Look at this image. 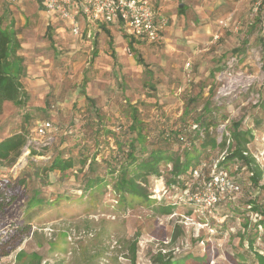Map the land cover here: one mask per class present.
I'll list each match as a JSON object with an SVG mask.
<instances>
[{
    "label": "rangeland",
    "instance_id": "obj_1",
    "mask_svg": "<svg viewBox=\"0 0 264 264\" xmlns=\"http://www.w3.org/2000/svg\"><path fill=\"white\" fill-rule=\"evenodd\" d=\"M154 1L167 19L158 42L135 43L118 26L107 25L87 44L60 33L56 25L46 32L47 17L36 0H0L3 26L12 27L20 44L17 54L23 60L28 95L22 107L3 103L0 142L24 134L40 120H51L60 129L44 157L27 156L17 168L0 160V180L24 182L6 211L4 231L19 223L31 226L30 235L0 264H30L32 255L39 264H256L253 252L264 253L263 230L254 218L259 213L248 204L256 200L264 211V195L251 184L240 161L226 166L240 184V193L212 209L183 203L182 189L166 183L170 165H161L159 176H149L146 182L136 180L146 199L118 192L116 172L107 174L110 156L120 158L114 138L134 137L128 132L130 107L137 109L143 123L147 152L162 147L181 153L186 148L207 168L223 149L200 145L191 125L212 118L208 136L218 141L217 127L229 117L228 127L240 121V129L251 132L249 153L259 160L264 157V117H258L250 99L255 93L264 97V87L253 79L246 89L244 80L230 93L216 94V77L227 58L239 59L247 44L258 43L256 29L249 25L248 3ZM231 14L228 27L218 24ZM244 60L237 69L246 67L247 74H256ZM69 126L76 131L64 135L61 130ZM160 136L166 140L155 142ZM55 157H73L76 166L65 172L46 170ZM80 157L88 159L84 167L77 163ZM93 157V171L88 172ZM195 188L192 185L189 193ZM248 237L253 238L251 250Z\"/></svg>",
    "mask_w": 264,
    "mask_h": 264
},
{
    "label": "trees",
    "instance_id": "obj_2",
    "mask_svg": "<svg viewBox=\"0 0 264 264\" xmlns=\"http://www.w3.org/2000/svg\"><path fill=\"white\" fill-rule=\"evenodd\" d=\"M183 11L184 8L179 9V12L182 13ZM19 49L20 44L15 31L12 27H4L2 19L0 18V112L4 102H10L16 107H22L28 100V95L22 82V78L24 77V67L22 65L23 60L17 54ZM88 102H91L92 104V101L88 100ZM256 107L258 109V117L263 118V95H261ZM130 108L129 117L131 119V124L128 127V132L134 134V137L127 138L124 141L114 138L116 155H119L120 158L115 159L116 156L111 155L110 160L113 161L115 165H113L111 161H108L106 165V169H108L107 174L116 172L115 187L118 192L146 199L148 195L146 194L144 187L136 180L138 179L142 182H146V178L149 176H159L161 165H170V179L167 180L166 183L167 185H170L172 189L176 187L177 190L186 188V182L188 179H191V171L195 167L204 165L205 170L207 169L205 164L199 163L198 159H195L196 157L189 153L192 150L190 151L186 148H183L181 153L173 151L170 148L162 147H156L147 152V135L143 132V123L139 119L137 109L135 107ZM209 115L211 116V113L208 114V116ZM258 117L254 119L257 124L260 122V118L258 119ZM209 121H212V118H210V120L208 119L206 123H204L203 119H199L192 123L197 124L200 130L203 131V136H200L198 132H194L197 137L196 141L204 146L209 145L210 147H217L220 145L223 149L221 152L226 150V156L218 167L227 170L226 166L228 161H240L242 163L241 169L244 168L248 172V179L251 184L259 187V190L264 195V165L260 166L256 159L257 157L251 155L248 149V143L252 139L251 132L249 130L244 131L240 129V121L231 123L229 127L227 126V131L230 135V140L227 145V141L224 137L220 142H217L215 137L208 136V129L211 126ZM31 129L27 130L24 134H14L9 136L0 142L1 161L8 162L9 166H12L16 162L25 143L24 135L28 134ZM112 135L114 136V134ZM166 136L171 139L170 135ZM173 136H178V133L174 132ZM161 138L166 140L163 136L154 140L155 142H162ZM179 143L177 144L179 145ZM192 143L195 144V142ZM146 152L147 155H145ZM33 155L36 154L33 153ZM87 160L86 157H80L77 163L84 167ZM94 164L95 161L93 157L87 165L88 172L93 171ZM75 166L76 160L73 157H68L67 159L55 157L46 170L65 172ZM115 166H117V169ZM23 184L24 182L22 179L0 180V260L9 256L11 252L16 249L18 243L31 233L30 223H19L13 225L12 229H7L6 231H4L3 227L6 218V211L18 199V196L23 191ZM248 204L251 205L250 209L252 211L259 213V216H261L257 220L256 225L262 228L264 237V211L258 207L256 200H250L248 201ZM247 240V248L251 250L253 238L249 239L248 237ZM253 256L256 260V264H264V253L261 254L254 251ZM32 257L34 260L30 264H39L40 259L37 255H32ZM161 264H180V262L174 261V263H171L170 261H164ZM181 264H183V262Z\"/></svg>",
    "mask_w": 264,
    "mask_h": 264
},
{
    "label": "built area",
    "instance_id": "obj_3",
    "mask_svg": "<svg viewBox=\"0 0 264 264\" xmlns=\"http://www.w3.org/2000/svg\"><path fill=\"white\" fill-rule=\"evenodd\" d=\"M9 1L14 3L20 0ZM241 1L248 3L249 25L255 27L258 43L256 45L247 44L245 53L239 59L236 55L227 58L216 77L219 86L216 91L217 97L230 93V90L234 89L233 87L239 86L240 82L244 80L247 84L246 89L252 85L253 79L258 80L260 88L264 87V0ZM41 3L46 14L53 15L68 24L74 37L80 35L81 20L87 24L101 22L106 25H116L132 39L145 43L158 42L166 28V19L159 16L149 0H41ZM229 23H233L232 14L220 20L218 24L228 27ZM241 58H245L244 64L246 65L244 66L255 68L256 74H247L246 67L242 71L240 67L237 69L238 61ZM254 75L257 76L254 77ZM250 99L256 106L260 100L259 93L251 94ZM229 122L230 119L227 117L218 125L217 133L220 140L217 142H220L224 137L228 145L230 135L227 126ZM191 128L203 136V131L197 124H192ZM61 131L64 135H72L76 129L69 126ZM59 132V127L51 120L36 122L28 134L24 135L25 143L21 149V155L13 167H22L19 164L25 162L23 159L30 155H32L29 158L31 160L44 157V153L56 142ZM178 137L180 141L185 140L182 135H178ZM225 156L226 150L222 151L206 170L204 165H200L191 171L189 187L186 186L180 191V194L186 199L183 203L187 202L190 206L212 209L240 193V184L231 177L227 170L218 167ZM256 159L260 166L264 165V157H261V160ZM192 185H196L193 194L189 193ZM254 216L256 220L260 218L257 214Z\"/></svg>",
    "mask_w": 264,
    "mask_h": 264
},
{
    "label": "crops",
    "instance_id": "obj_4",
    "mask_svg": "<svg viewBox=\"0 0 264 264\" xmlns=\"http://www.w3.org/2000/svg\"><path fill=\"white\" fill-rule=\"evenodd\" d=\"M149 2L156 9V11L159 14V16L165 18L164 15H163V13H160L159 8H156L155 7L156 6L155 1L154 0H149ZM36 3H37L38 8L40 9V12L43 15H45V17H47V24H46L47 25V28H46V32H49L52 28H54L53 26L56 25V28H59V29H56L57 31H59L60 33L70 34L72 37H74L71 34L70 29H69L67 23H65L64 21L56 18L53 15L46 14L45 11L43 10L41 0H36ZM180 5H182V4H180ZM166 21H167V19H166ZM80 22H81V25H80V35L77 36V37H74V38L80 40L81 42L87 43V44H89V43L92 44L96 40V38L98 37V34H99L100 30H101V27L107 26L106 24H103L101 22L90 23V24L89 23L87 24L84 20H81ZM166 26H167V22H166ZM164 32H165V30L163 31V33ZM123 33H124V31H123ZM87 34H89V36H87ZM126 36L129 37L128 35H126ZM129 40L130 41H133L135 43H145V42H142V41H137L135 39H132L131 37H129Z\"/></svg>",
    "mask_w": 264,
    "mask_h": 264
},
{
    "label": "water",
    "instance_id": "obj_5",
    "mask_svg": "<svg viewBox=\"0 0 264 264\" xmlns=\"http://www.w3.org/2000/svg\"><path fill=\"white\" fill-rule=\"evenodd\" d=\"M180 7H182V5H180Z\"/></svg>",
    "mask_w": 264,
    "mask_h": 264
}]
</instances>
